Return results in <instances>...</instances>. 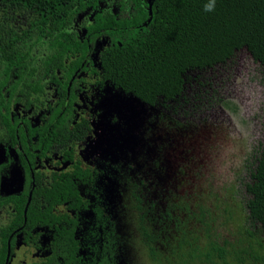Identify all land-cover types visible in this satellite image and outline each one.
Wrapping results in <instances>:
<instances>
[{
	"label": "flooded vegetation",
	"instance_id": "flooded-vegetation-1",
	"mask_svg": "<svg viewBox=\"0 0 264 264\" xmlns=\"http://www.w3.org/2000/svg\"><path fill=\"white\" fill-rule=\"evenodd\" d=\"M150 3L153 7L154 0H93L59 21L41 23L45 33L32 28L28 17L10 16L24 37L10 45L11 57L0 45V264L140 259L126 249L132 239L121 248L128 220L118 213L133 207L132 197L139 230L142 215L146 222L153 215L146 213L158 202L151 194L162 177L163 154L144 147V135L133 133L136 126L126 137L123 120L130 117L133 96L117 85L113 67L116 52L151 22ZM140 7L148 14L143 20ZM24 53L30 54L17 59ZM171 216L169 225L163 215L152 216V230L178 243L191 229L177 228L175 211ZM170 248L158 247L162 264Z\"/></svg>",
	"mask_w": 264,
	"mask_h": 264
},
{
	"label": "trees",
	"instance_id": "trees-1",
	"mask_svg": "<svg viewBox=\"0 0 264 264\" xmlns=\"http://www.w3.org/2000/svg\"><path fill=\"white\" fill-rule=\"evenodd\" d=\"M91 2L0 0V45L11 57L14 51L10 45L23 40L24 33L18 24L9 20L13 12L33 20L32 28L45 33L42 24L59 21L78 5ZM209 3L211 0H154L149 25L139 36L132 34L127 40L130 45H124V50L115 54L117 85L150 106H167L181 97L189 72L225 63L243 50L259 63L264 74V0H215L214 10L205 11ZM137 9L145 19L147 10ZM252 165L248 167L249 179L244 178L240 190L233 193L229 188L224 195L216 194L214 205L201 200L179 204L185 210L183 214L201 224L200 233L198 229L194 234L187 229L178 243L169 238L163 240V245L171 247L163 257L167 263L162 260L163 264H264V147ZM150 211L153 210L147 211L146 216ZM173 211L168 207V217L160 214L167 225ZM152 216L146 222L142 215L140 230L147 238L153 259L160 260V245L156 244L160 236L153 233ZM229 220L236 222L234 237H221L218 228L226 226ZM176 224L182 229L188 221L177 220Z\"/></svg>",
	"mask_w": 264,
	"mask_h": 264
},
{
	"label": "rangeland",
	"instance_id": "rangeland-1",
	"mask_svg": "<svg viewBox=\"0 0 264 264\" xmlns=\"http://www.w3.org/2000/svg\"><path fill=\"white\" fill-rule=\"evenodd\" d=\"M184 88L181 97L167 106H142L134 100L127 105L130 117L123 122L126 137L136 126L133 133L144 135V147L155 146L163 154L162 177L151 194L153 201L158 202L151 214L158 216L166 212L167 206L172 207L179 220L188 219L189 229L200 233L201 224L183 214L185 210L179 204L201 200L214 205L216 194L224 195L229 188L234 193L235 189L240 190L244 178L249 179L248 167L264 147V74L259 63L243 50L225 63L189 72ZM163 142L167 147L162 146ZM128 194L127 186V200ZM129 198L133 207L126 206L118 213L119 219L123 215L128 220L127 230H120L121 239L133 240L125 246L131 255L140 258L137 264H162L146 254L135 201ZM236 202L241 200L236 198ZM161 223L157 220L156 227ZM235 223L229 220L228 225L220 226L221 237H234ZM169 229L173 231L174 224ZM166 236L169 234L165 232L156 244L162 247Z\"/></svg>",
	"mask_w": 264,
	"mask_h": 264
},
{
	"label": "clouds",
	"instance_id": "clouds-1",
	"mask_svg": "<svg viewBox=\"0 0 264 264\" xmlns=\"http://www.w3.org/2000/svg\"><path fill=\"white\" fill-rule=\"evenodd\" d=\"M215 0H211V3L205 5V11L214 10Z\"/></svg>",
	"mask_w": 264,
	"mask_h": 264
},
{
	"label": "water",
	"instance_id": "water-1",
	"mask_svg": "<svg viewBox=\"0 0 264 264\" xmlns=\"http://www.w3.org/2000/svg\"><path fill=\"white\" fill-rule=\"evenodd\" d=\"M151 7H150V18H152V14H153V10H152V3H150ZM133 96V95H132ZM134 100H137L138 102H140L141 100L136 98L135 96H133V98H130L128 100V104H130L131 102H133Z\"/></svg>",
	"mask_w": 264,
	"mask_h": 264
}]
</instances>
